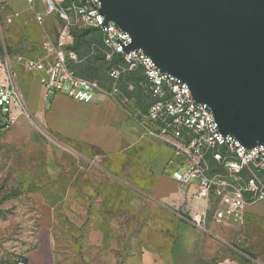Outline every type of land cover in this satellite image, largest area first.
I'll return each instance as SVG.
<instances>
[{"label":"rangeland","instance_id":"374dc122","mask_svg":"<svg viewBox=\"0 0 264 264\" xmlns=\"http://www.w3.org/2000/svg\"><path fill=\"white\" fill-rule=\"evenodd\" d=\"M35 4L39 14L46 12L44 0ZM16 11L20 16L8 23ZM53 17L40 25L29 0H0V59L10 57L28 108L15 126L0 132V261L18 260L43 223L52 231L59 264H142L148 253L157 264L264 263V219L220 225L209 215L183 213L179 204L170 212L153 198L171 190L165 178L151 175V151L159 145L153 138L146 136L142 147L120 159L45 130L43 113L51 99L39 98V76L15 59L41 55L45 31L54 36L59 30ZM76 30L89 32L90 41L88 50L80 47L77 69L90 66L82 76L101 86L114 84L109 73L123 71L122 61L104 46L100 32L85 25ZM137 77L122 73L119 81L122 103L132 114L150 105ZM129 84L136 91L129 92Z\"/></svg>","mask_w":264,"mask_h":264},{"label":"built area","instance_id":"2783aa9c","mask_svg":"<svg viewBox=\"0 0 264 264\" xmlns=\"http://www.w3.org/2000/svg\"><path fill=\"white\" fill-rule=\"evenodd\" d=\"M29 3L35 22L43 25L44 18L52 16L59 22L56 35L45 31L39 57L15 59L16 64L39 76L46 101L56 93H63L83 103H95L104 97L127 108L121 99L122 73L140 74L143 77L140 88L150 105L145 113H129L145 136L173 150L175 157L167 164L172 179L195 186L199 198L216 203L213 218L218 224L243 225L246 210L264 202V146L247 149L235 137L224 136L211 109L194 100L187 84L161 72L143 51L126 52L132 43L131 36L113 22L105 24L99 0H44V14L37 12L35 0ZM19 16L16 11L8 23ZM77 25L98 30L104 46L121 59L123 71L109 73L114 84L101 86L74 70L73 66L80 61L71 49ZM136 89L135 84L127 87L129 92ZM27 112L6 53L5 60L0 59V132L10 130Z\"/></svg>","mask_w":264,"mask_h":264},{"label":"water","instance_id":"95a60500","mask_svg":"<svg viewBox=\"0 0 264 264\" xmlns=\"http://www.w3.org/2000/svg\"><path fill=\"white\" fill-rule=\"evenodd\" d=\"M105 24L207 105L224 136L264 146V0H99Z\"/></svg>","mask_w":264,"mask_h":264},{"label":"crops","instance_id":"0c3cea01","mask_svg":"<svg viewBox=\"0 0 264 264\" xmlns=\"http://www.w3.org/2000/svg\"><path fill=\"white\" fill-rule=\"evenodd\" d=\"M38 92L40 99L45 98V89L41 84L38 85ZM23 100L27 108L24 97ZM129 112L131 111L128 108L119 106L104 97H99L95 103H83L63 93H56L51 98L50 106L43 113V123L50 135L69 144L96 149L102 155L121 159L131 155V150L142 147L146 140L142 128L132 119ZM157 143L159 145L151 151L153 157L149 169L154 178H165L166 188L168 190L171 188V190L166 191L164 195L155 194L153 198L157 202L164 203L165 208H168L170 212H173L174 204H179L182 212L188 213L187 215L196 217L200 214V217L204 218L208 215L213 217L216 203L199 198L195 186L183 185L172 179L167 164L175 157L174 152L159 141ZM145 154L146 152L142 153V155ZM172 187L175 189L172 190ZM259 206L260 211L256 212L255 208ZM245 218L264 219V202L249 207ZM150 256L151 254L148 253V258H145L142 264H157L155 258ZM18 263L59 264L55 256L52 231L49 227L41 223L36 228L32 234L31 245L18 260L0 261V264ZM216 264H242V262L225 260ZM246 264L264 263L247 261Z\"/></svg>","mask_w":264,"mask_h":264},{"label":"trees","instance_id":"16d2710c","mask_svg":"<svg viewBox=\"0 0 264 264\" xmlns=\"http://www.w3.org/2000/svg\"><path fill=\"white\" fill-rule=\"evenodd\" d=\"M55 20L57 21V19H55ZM58 24H59V22H58ZM88 34H89V32H87V31L86 32H82V33L81 32H78L76 29H74V31H73V35H74V38H75V42H74V45L72 46L71 49L74 52H76L78 54V56H79V52H80L79 50H80V47L81 46L85 47L86 50H88V48L90 46V41L87 38ZM117 58H118L119 61H121V59L118 56H117ZM111 65H113V64H111ZM109 67H111V66H109ZM73 68L76 71V73L79 76H81V77H84V76H82V74H87L90 70H92L90 68V66L85 67L84 69L81 70V72L77 69V66L76 65L73 66ZM138 75H140V74H138ZM138 75L137 74H134V77H137ZM84 78H86V77H84ZM142 78L143 77L140 75V76L137 77V80H139V82H140V80H142Z\"/></svg>","mask_w":264,"mask_h":264}]
</instances>
